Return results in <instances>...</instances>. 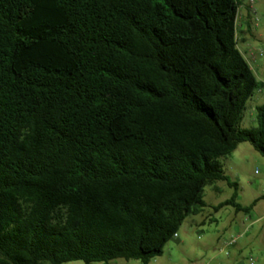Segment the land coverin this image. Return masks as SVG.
<instances>
[{
	"label": "trees",
	"instance_id": "trees-1",
	"mask_svg": "<svg viewBox=\"0 0 264 264\" xmlns=\"http://www.w3.org/2000/svg\"><path fill=\"white\" fill-rule=\"evenodd\" d=\"M239 0H0V264H149L221 159L264 158ZM264 199V198H262Z\"/></svg>",
	"mask_w": 264,
	"mask_h": 264
},
{
	"label": "rangeland",
	"instance_id": "rangeland-1",
	"mask_svg": "<svg viewBox=\"0 0 264 264\" xmlns=\"http://www.w3.org/2000/svg\"><path fill=\"white\" fill-rule=\"evenodd\" d=\"M245 23L244 33L237 31L238 49L248 60L258 81L264 84V0H254L252 10L247 0H239ZM247 7V8H246ZM250 29L247 33L246 30ZM262 53V57L251 58ZM262 80V81H261ZM264 101L258 91L247 102L241 128L256 126L254 115L249 118L250 106ZM227 179L237 184L235 202L242 207L254 206L249 213H236L230 206L217 212L213 208L229 200L234 188L226 182H217L204 189L206 207L198 216L188 217L177 236L164 247L163 253L149 264H264V158L251 144L242 143L228 157L221 159ZM199 225L198 221H203ZM235 239L236 244L227 247L226 242ZM241 252H238V249ZM113 264H140L138 261L122 259ZM68 264H83L74 262Z\"/></svg>",
	"mask_w": 264,
	"mask_h": 264
},
{
	"label": "crops",
	"instance_id": "crops-1",
	"mask_svg": "<svg viewBox=\"0 0 264 264\" xmlns=\"http://www.w3.org/2000/svg\"><path fill=\"white\" fill-rule=\"evenodd\" d=\"M240 7H241V4H240ZM247 8V7H246ZM249 9V8H248ZM245 23V21H244V15H243V13H242V11L240 10L239 12H238V18H237V31L241 34V33H244L243 32V30H242V26H243V24ZM246 32L247 33H249L250 32V29L248 28L247 30H246ZM262 81V80H261ZM261 95V94H260ZM262 96V95H261ZM263 97V96H262ZM263 99H264V97H263ZM264 103V101L261 103V104H259L258 106H260V105H262ZM258 106H250V108H249V118H250V116H252V115H254V117H256V114H255V109H256V107H258ZM255 119V118H254ZM213 188L215 189V190H217L218 188L214 185L213 186ZM201 214V213H200ZM198 216V215H197ZM199 225H203L204 224V220L203 221H198L197 222ZM238 252H241V249L239 248L238 249ZM109 264H113V263H109Z\"/></svg>",
	"mask_w": 264,
	"mask_h": 264
},
{
	"label": "built area",
	"instance_id": "built-area-1",
	"mask_svg": "<svg viewBox=\"0 0 264 264\" xmlns=\"http://www.w3.org/2000/svg\"><path fill=\"white\" fill-rule=\"evenodd\" d=\"M248 1V7H249V9L251 10V11H253L252 10V5H253V3H254V0H247ZM239 8H240V6H239ZM255 57H262V53H258V54H252L251 55V58L252 59H254ZM247 62H248V60H247ZM249 63V62H248ZM258 93L259 94H261L263 97H264V85H263V87L258 91ZM176 237V235L174 236V238ZM236 244V240L235 239H231V240H229V241H227L226 242V246L227 247H231V246H233V245H235Z\"/></svg>",
	"mask_w": 264,
	"mask_h": 264
}]
</instances>
